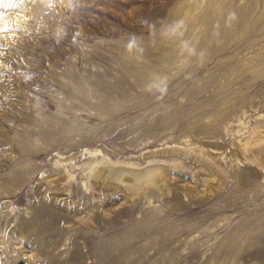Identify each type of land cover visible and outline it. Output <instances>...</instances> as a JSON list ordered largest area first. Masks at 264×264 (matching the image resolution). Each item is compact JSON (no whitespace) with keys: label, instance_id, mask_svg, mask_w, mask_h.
Instances as JSON below:
<instances>
[{"label":"rangeland","instance_id":"374dc122","mask_svg":"<svg viewBox=\"0 0 264 264\" xmlns=\"http://www.w3.org/2000/svg\"><path fill=\"white\" fill-rule=\"evenodd\" d=\"M71 72L85 80L88 105L82 111L61 109L56 101L67 106L64 84L74 90L76 82L63 79ZM233 104L246 111L239 134H230L234 125L243 126L233 121L236 114L218 124L219 134L200 132L218 123V112H232ZM256 104L264 114V0H0V217L13 209L9 225L24 222L22 245L42 264H264V255L252 249L225 254L228 231L252 205L229 207L232 178L221 194L199 198L207 175L187 158L167 155L168 162L170 156L179 162L169 195L149 189L133 204L121 195L100 200L90 215H101V228L93 232L80 224L76 233V216L73 224L49 219L65 214L67 206L49 201L45 186L34 191L58 157L73 158V168H66L73 178L58 188L69 194L81 188L79 173L87 175L92 163L168 147H182L189 156L192 148L205 152L217 144L229 177L236 143L258 118L251 112ZM55 123L61 126L46 131ZM34 167L37 175H26ZM22 176L30 178L18 182ZM195 180L198 193L183 196L180 187L190 188ZM260 183L249 185L245 196L264 188ZM262 201L261 196L255 203ZM95 205L85 198L73 208L84 214ZM149 216L161 220L155 232L175 238L166 250L141 249L149 246L150 233L135 238ZM5 234L0 230V240ZM101 238L106 253L118 240L135 247L102 262ZM194 239L196 250L190 246Z\"/></svg>","mask_w":264,"mask_h":264},{"label":"bare ground","instance_id":"6f19581e","mask_svg":"<svg viewBox=\"0 0 264 264\" xmlns=\"http://www.w3.org/2000/svg\"><path fill=\"white\" fill-rule=\"evenodd\" d=\"M149 74L151 77L155 76L152 71ZM69 78H72L76 82L74 87H72L74 88V90H72L69 85L64 84V90L66 94L65 101H67V106H62L64 105L63 101L57 99L56 101L58 107L61 109H70L69 107H71V109L73 108V110L76 107L75 110L82 111L85 109L84 107L88 105V99L86 96L88 92H86L84 85L85 80L78 76V74H76L75 72H71V74L67 76L65 75V78L63 80L65 81V79ZM161 78L162 80L165 79L163 77ZM74 100H78V102L74 104ZM230 108H232V112H228L229 114L227 112H218L216 114L217 119H220L218 120V123L212 124L211 126H202L200 128V132L205 134L215 132L216 134H219L217 129L218 124L221 125L222 123L225 125L227 120L229 119L228 116L230 114H236L233 121L238 122L243 126L236 128V125H234L235 129L230 134H239L244 128H246V121L243 117L246 111H242L241 108H236L235 104H233V106H231ZM260 108L261 105L256 104V106L253 108L254 110H251V112H253L254 114H258ZM60 126V123H55L52 130L46 131L50 133V131H53L55 128H58ZM248 130L249 133L246 137H244V140H240L236 143L237 150L233 152V154L235 155V159L237 161L233 164L234 171L229 174V177L227 175L225 167L220 162L221 156L218 157L216 154L217 151H219L221 148L217 144L209 145L211 147V150L205 152L196 151L194 148H192L190 150L189 156L185 155L182 147H168L164 150L144 152L140 155L131 156L128 159L120 158L119 161H112L109 158H104L97 163H92L87 175L83 176L82 171L79 173L80 177H78V181L82 179L81 188L75 186V190H73L72 193L69 194L58 191V188L61 184H64L68 178H73V174L71 173L72 171H70L69 168L66 169L67 166L72 163L71 160L73 158L58 157L56 161L47 166L44 174L45 180L40 181L38 188L34 191L40 190V187L45 186V190L43 191V193L46 192L45 196H47L49 201L56 199L63 205L67 206V209H62L65 210L63 211L65 212V214L59 212L58 216L54 218L51 216L49 217V219L55 222L62 221L65 223H69L71 221L73 224V218H75L76 216L78 217L76 220L78 226L74 228L76 233L77 228L80 226V224L86 226L87 228H92L90 232H93L101 228L100 223H98L97 221L101 215L99 216V214L97 213H95L93 216L90 215L95 208H99L100 200H108L111 199V197L114 195H121L123 196L125 203L133 204L145 191L149 189H155L161 196L171 194L173 192L171 186V180H173L171 173L173 171L179 170V162H176L175 158H172L171 156L168 157L170 161L168 162L167 155H177L189 160H193V162H196L199 165L200 170H204V174L207 175L201 178L202 189L199 198L205 200L207 198L221 194L229 185V178H232L231 186L233 190L231 194L234 193V202L230 203L229 207L234 206V203L236 204L237 202L242 203V205H252L251 209L243 211V213H245V219L240 223L233 225L228 231L227 238L229 240V245L225 249V254H227V252H236L235 254L238 255L240 254V252L242 253L246 252L248 249H252L253 251H255V253H258L259 256L264 255V201L257 204L255 203V201L258 200L259 197H264V188H252L249 190V192H251V195L245 196V192L247 191V187L249 185L255 184L258 180L262 183H260V185H264V114H258V118H256L250 126H248ZM89 153H92V151H90ZM162 155L166 156L159 157ZM171 161L175 162L176 164ZM240 163H242L241 166ZM18 167H20V165H18ZM70 167L72 169L73 164H71ZM62 169H64L65 171L69 170V174H62ZM19 171L21 170H15V172ZM38 171L39 170L34 167L31 171L29 170L26 175H34L32 176L33 178L35 177V175H37ZM200 174L202 173L200 172ZM29 178L30 177L23 178L22 176L18 179V182H20L21 179L26 181ZM21 187L23 186L19 185L16 188L17 190H20ZM180 190L182 192V195L185 197L196 195L198 193V191L196 190V180L192 187H188L185 189L180 187ZM34 193L35 192H33L32 194ZM79 194L81 195V197L73 201V199ZM85 198H92L97 205H95L92 210L89 209L87 210V212L82 214L77 210L76 207L73 208V206L74 204L75 206H78L80 204V200H83ZM70 205L72 207L69 209ZM12 211L13 209H11V211L4 217H0V230L6 233L4 235V238L0 240V248L2 251L4 250L3 252H1L5 254V258L2 255L5 261L0 260V264H42L37 261L38 255L36 253L28 252L22 245V239H24V222L22 223V225L19 223L9 225L10 222H12L14 219ZM145 215L147 216L148 213H145ZM103 216H109V213L104 210ZM145 218L146 222L144 219L142 226H140L138 229L139 234L135 238L148 237L150 235L151 237L149 246L147 244L141 245V249L144 252L148 249H151L155 253L159 252L160 250H166L169 240L175 238L169 236H161L158 232H155L158 228L161 227L159 224L161 220H157L158 217L149 216ZM29 220L30 219H26L25 221ZM72 224L69 226H72ZM196 224L199 226L200 220L194 223V228L197 226ZM186 230L187 228L184 227L180 229V232ZM29 231H31V229H29ZM60 231H64L63 228ZM61 232H59V235L62 234ZM17 233L20 235L22 234L23 237L18 238V236L16 235ZM149 233L150 235H148ZM15 236H17L19 241L13 240V237ZM33 238L35 237L33 236ZM241 238H244L243 242H246L244 246H242V244H239ZM103 242L104 241H102V238L97 242V247L99 250V260H102V262H107L110 258L113 257L117 258V256L119 254H122L125 251L124 249L127 247L128 249H133L135 247V242L118 240V242L112 244L114 246L109 252L106 253V248H104L106 245H104ZM190 246L194 248V250H196L198 241L194 239L191 242ZM47 248L48 247H46V249ZM41 249H43V252H46L44 246H42ZM50 251L51 250L49 248V250H47V253H50ZM249 253L252 252H250L249 250ZM56 256L57 254L52 257V261H54V257L56 259ZM21 258H26V262L22 261Z\"/></svg>","mask_w":264,"mask_h":264}]
</instances>
